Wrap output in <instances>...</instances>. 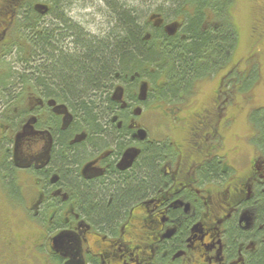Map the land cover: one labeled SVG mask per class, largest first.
<instances>
[{
  "label": "flooded vegetation",
  "instance_id": "af4514ba",
  "mask_svg": "<svg viewBox=\"0 0 264 264\" xmlns=\"http://www.w3.org/2000/svg\"><path fill=\"white\" fill-rule=\"evenodd\" d=\"M13 1L23 8L28 0H0V85L10 71L29 72L26 64L11 68L23 42L15 32L18 11L6 13ZM236 1L218 4L200 22L201 35L231 37L223 56L199 64L203 77L177 87L157 76L154 64L116 79L100 130L82 123L55 92L29 81L20 92L0 86V101H31L3 114L1 124L7 132L0 140L2 264H253L264 252V136L252 123L250 133L237 132L230 114L258 79L254 56L237 60ZM101 3L100 35L67 17L83 36L104 41ZM34 9L46 22L49 6L38 2ZM184 10L190 13L188 5ZM190 16L157 15L153 24L188 43ZM219 73L202 103L198 85ZM147 164L154 171L147 173ZM128 187L133 196L111 225L98 220L101 200L84 195L105 192L106 208H118L119 191Z\"/></svg>",
  "mask_w": 264,
  "mask_h": 264
},
{
  "label": "trees",
  "instance_id": "16d2710c",
  "mask_svg": "<svg viewBox=\"0 0 264 264\" xmlns=\"http://www.w3.org/2000/svg\"><path fill=\"white\" fill-rule=\"evenodd\" d=\"M70 1L28 0L22 4L23 8L20 7V1H13L6 13L11 17L14 11H18L20 18H15V32L23 42L18 52L12 53L11 68L15 67L16 62L26 64L29 72L10 71L8 79L0 85L3 88L1 92H20L22 82L29 81L35 88L40 86L45 92H55L65 98L84 120L82 123L98 130L101 129L99 126L104 110L110 106L107 93L116 79L129 77L135 70L156 64L157 76L167 75L169 83L178 82L177 87H184L191 78L204 76L199 64L211 62L216 54L223 56L225 48L231 44V37L226 34L222 33L217 38L215 33L201 35L198 32L206 12H216V7L223 6L226 0H160L156 1L153 10L148 8L147 12L137 10L127 1L104 0L110 25L104 41L87 38L80 28L70 24L67 17L73 7ZM38 2L49 6L50 21L44 22L34 9ZM186 4L189 12L195 14L193 18L189 17L191 19L185 29L190 39L188 43L178 40V37L168 38L149 19L154 14L166 20L189 16L190 13L184 10ZM69 32L76 39V49L73 51L67 46ZM148 34L151 35L150 39ZM24 52L27 53L26 60L23 58ZM0 102L6 110L13 109L18 103L17 100ZM262 111L264 109L254 111L250 120L264 136V114H259ZM150 171L154 170L147 164V173ZM129 188L119 191L118 208H106L105 192L104 196L84 195L85 199L101 200L98 220L111 225L133 196L127 194ZM116 204L115 201L114 206ZM253 264H264V252L255 258Z\"/></svg>",
  "mask_w": 264,
  "mask_h": 264
},
{
  "label": "rangeland",
  "instance_id": "374dc122",
  "mask_svg": "<svg viewBox=\"0 0 264 264\" xmlns=\"http://www.w3.org/2000/svg\"><path fill=\"white\" fill-rule=\"evenodd\" d=\"M127 1L131 6L137 8L141 12H147L149 9L157 5L156 1L160 0H122ZM73 5L70 10L69 16L73 17L77 24L89 30L95 35H100L99 30L102 28V3L101 0H71ZM149 8V9H148ZM153 10V8L151 9ZM149 13V12H148ZM233 15L238 25L240 32V44L238 46L237 60L242 58V62L249 56H254L253 61L258 64V79L250 86L245 94H239L237 102L238 107L233 108L230 112L236 118V131L241 134L250 133L251 120H249L250 112L254 108H264V0H237L234 6ZM108 9L104 2V35L108 32L110 25L108 24L107 17ZM151 15L149 19L153 23H158L159 17ZM52 18H45L50 21ZM262 25V26H261ZM244 68V65L241 67ZM224 73L214 75L211 80L206 81L204 84L198 85V90L203 93L202 103L208 102L207 98H211L212 94L218 86L219 80ZM201 98V97H200ZM249 98V100H248ZM31 103V101L24 100L18 103L16 107L6 110L2 102H0V140L7 134L6 126L3 116L6 114L13 115V111L21 110L23 105ZM264 114V111L259 112ZM4 114V115H3ZM3 122V123H1ZM249 151V150H248ZM254 151L250 148V153ZM2 201L0 200V204ZM1 219V218H0ZM2 247V246H1ZM5 254V249H0V264Z\"/></svg>",
  "mask_w": 264,
  "mask_h": 264
}]
</instances>
